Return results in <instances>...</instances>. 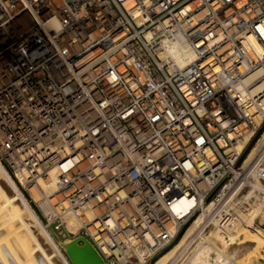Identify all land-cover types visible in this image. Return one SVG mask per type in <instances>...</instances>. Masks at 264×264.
I'll list each match as a JSON object with an SVG mask.
<instances>
[{"label":"built area","instance_id":"1","mask_svg":"<svg viewBox=\"0 0 264 264\" xmlns=\"http://www.w3.org/2000/svg\"><path fill=\"white\" fill-rule=\"evenodd\" d=\"M263 67L264 0H0V160L25 189L59 170L44 222L103 264H152L207 207L198 230L264 236Z\"/></svg>","mask_w":264,"mask_h":264},{"label":"bare ground","instance_id":"2","mask_svg":"<svg viewBox=\"0 0 264 264\" xmlns=\"http://www.w3.org/2000/svg\"><path fill=\"white\" fill-rule=\"evenodd\" d=\"M258 50L261 52V48ZM177 58L179 62L186 63L193 58V54L189 48L185 47ZM263 74L264 67L249 77L246 84ZM263 91L264 79L260 80L252 94ZM261 107L264 110V99L261 102ZM58 176L59 170L54 169L39 183L26 185L23 181L30 193V196H27L0 160V264H72L61 249L70 240L62 243L57 242L44 226L42 218L36 211L37 208L41 214L42 212L47 215L51 214V206L46 195L56 191ZM30 198L36 204L33 202L31 204ZM191 205L192 202L182 199L175 205V210L178 214L185 216L189 213ZM209 211L210 207L205 208L203 213L190 224L181 240L156 260V264H170L198 231ZM262 214H264V204L261 202L255 207L252 218ZM64 224L71 236H75L81 228L80 221L72 217H66ZM248 232L246 229H239L237 234L226 235L216 229L214 236H210L209 239L198 244V250L194 253L190 264H234L240 255L248 253L251 248L264 245V240L261 237L255 233V235H250L252 232L249 234ZM241 234L249 239V243L228 249L227 245L230 241L236 240ZM214 238L227 241V243H223V249H217L211 244L214 242ZM214 251H216L215 256L212 255Z\"/></svg>","mask_w":264,"mask_h":264},{"label":"rangeland","instance_id":"3","mask_svg":"<svg viewBox=\"0 0 264 264\" xmlns=\"http://www.w3.org/2000/svg\"><path fill=\"white\" fill-rule=\"evenodd\" d=\"M264 134V125L263 127L260 129V131L258 132V134L256 135V140L258 138H260L262 135ZM255 142V141H254ZM1 163L3 164L4 168H6V165L3 161H1ZM6 170L8 171V169L6 168ZM9 172V171H8ZM10 175L13 177V175L10 173ZM14 180L18 183V185H20V189L22 190V192L27 195V196H30V193L28 192V189H25L21 186V184L19 183V181H17V179H15V177H13ZM33 202L34 204L35 201L33 199L30 198V203ZM31 203V204H33ZM37 211V210H36ZM38 213V212H37ZM41 213V211H40ZM263 215V216H262ZM260 216V219H261V222L264 224V214H262ZM43 221V220H42ZM44 226L47 228L48 224L46 222H44ZM188 228V227H187ZM217 229V227L215 226H210L209 228L205 229V230H198L195 235L192 237V239L186 243L182 248V250L180 251V253H178V255H176V257L171 261L170 264H190V261L192 259V257L194 256V253L198 250V244L202 243L203 240H207L209 239L210 236H214V232L215 230ZM47 230H49L51 232V234L53 235L54 233L58 235L60 241L59 243H62V242H66V241H69V240H72L73 237L68 233L66 232L63 228H60V230L63 231V234H60V230H56L55 226H50L47 228ZM187 230V229H186ZM186 230L182 233V235L177 239V241L174 243L177 244L182 236L184 235V233L186 232ZM201 232V233H200ZM252 232L250 235H257L258 237H261L263 240H264V236L260 235V234H257L253 231H249L248 234ZM255 233V234H254ZM205 238V239H204ZM245 239V240H244ZM248 238H245V236L243 234L240 235V237H238L236 240L234 241H230V243L227 245V248L228 249H231L233 248L234 246H243L244 244H248ZM192 242V243H191ZM223 243H227V241H221L220 239L218 238H214V242H211V244L216 247L217 249H223L222 245ZM218 244V245H216ZM173 245V246H174ZM172 246V247H173ZM170 247V248H172ZM257 247V246H256ZM169 248V249H170ZM185 248V249H184ZM62 251L65 253L63 247L61 248ZM168 249V250H169ZM167 250V251H168ZM165 251V252H167ZM164 252V253H165ZM215 252H212V255L215 256ZM256 252V253H255ZM163 253V254H164ZM163 254L161 256H163ZM192 254V255H191ZM160 256V257H161ZM159 257V258H160ZM159 258H157L156 260H158ZM176 259V260H175ZM156 260H154V262L152 264H156ZM252 260V261H251ZM156 261V262H155ZM235 263L234 264H264V245L262 246H258L257 248H251L248 253H244L242 255H240V257L234 261Z\"/></svg>","mask_w":264,"mask_h":264},{"label":"water","instance_id":"4","mask_svg":"<svg viewBox=\"0 0 264 264\" xmlns=\"http://www.w3.org/2000/svg\"><path fill=\"white\" fill-rule=\"evenodd\" d=\"M249 149L247 150V152L249 151ZM36 210L39 216L44 221V218L40 213V211L37 208ZM53 236L57 242L60 241L57 234L54 233ZM63 247L67 258L72 264H103L104 263L101 255L98 253L94 245L89 240L85 239L83 236H79L70 240L66 245H63Z\"/></svg>","mask_w":264,"mask_h":264}]
</instances>
